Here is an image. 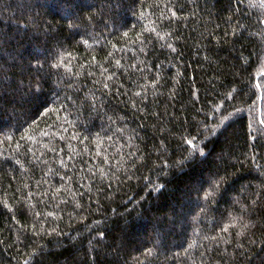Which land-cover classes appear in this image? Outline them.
Masks as SVG:
<instances>
[{
    "label": "trees",
    "instance_id": "obj_1",
    "mask_svg": "<svg viewBox=\"0 0 264 264\" xmlns=\"http://www.w3.org/2000/svg\"><path fill=\"white\" fill-rule=\"evenodd\" d=\"M262 121L264 0H0V264H264Z\"/></svg>",
    "mask_w": 264,
    "mask_h": 264
},
{
    "label": "snow or ice",
    "instance_id": "obj_2",
    "mask_svg": "<svg viewBox=\"0 0 264 264\" xmlns=\"http://www.w3.org/2000/svg\"><path fill=\"white\" fill-rule=\"evenodd\" d=\"M36 87H37V90H39V84H37ZM262 123H264V121H262Z\"/></svg>",
    "mask_w": 264,
    "mask_h": 264
}]
</instances>
